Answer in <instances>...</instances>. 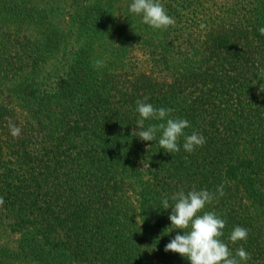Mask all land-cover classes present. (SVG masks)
<instances>
[{
  "label": "trees",
  "instance_id": "trees-1",
  "mask_svg": "<svg viewBox=\"0 0 264 264\" xmlns=\"http://www.w3.org/2000/svg\"><path fill=\"white\" fill-rule=\"evenodd\" d=\"M129 2L0 0V264H190L164 250L183 230L163 234L160 201L222 182L204 210L264 264V0H162L161 29ZM145 96L205 142L137 137ZM234 225L246 241L227 240Z\"/></svg>",
  "mask_w": 264,
  "mask_h": 264
},
{
  "label": "clouds",
  "instance_id": "clouds-1",
  "mask_svg": "<svg viewBox=\"0 0 264 264\" xmlns=\"http://www.w3.org/2000/svg\"><path fill=\"white\" fill-rule=\"evenodd\" d=\"M138 16L142 24L154 29L167 28L175 21L165 9L162 0H130L128 14ZM258 31L264 35V26ZM94 69L103 66V59L97 58L90 61ZM260 78H264L261 76ZM145 96L136 101L135 112L138 114L135 124L138 126L137 137L144 141H155L159 148L166 153H174L182 147L186 152H192L197 146L205 142V137L197 131L190 134L185 129L190 126V121L183 117L169 115L173 111L169 107H156L147 102ZM146 121H158L148 123ZM7 127L12 137L21 133V128L9 120ZM183 137L182 145L178 140ZM223 195V182L216 186L215 192L206 188H183L164 196L160 204L163 208L171 207L169 219L172 229H182L164 245V250L175 251L190 261V264H247L250 253L241 245L233 253L225 240L221 239L225 228V219L211 210H204L206 204ZM171 200V203L169 202ZM248 229L241 225H234L227 236L233 244L237 241H246Z\"/></svg>",
  "mask_w": 264,
  "mask_h": 264
},
{
  "label": "rangeland",
  "instance_id": "rangeland-1",
  "mask_svg": "<svg viewBox=\"0 0 264 264\" xmlns=\"http://www.w3.org/2000/svg\"><path fill=\"white\" fill-rule=\"evenodd\" d=\"M121 14H123V12L121 13ZM123 17H124V15H123ZM122 17V18H123ZM63 20H62V26L63 27H65L66 26V24H65V20H64V18H62ZM123 20V19H122ZM143 51H141V50H136L135 52H134V54H136V55H134V56H138V57H144L142 54ZM7 239H8V236H7V234L6 233H3L2 235H0V242L2 241H7Z\"/></svg>",
  "mask_w": 264,
  "mask_h": 264
}]
</instances>
